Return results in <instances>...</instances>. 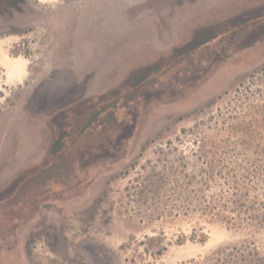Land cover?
Here are the masks:
<instances>
[{
    "label": "rangeland",
    "instance_id": "rangeland-1",
    "mask_svg": "<svg viewBox=\"0 0 264 264\" xmlns=\"http://www.w3.org/2000/svg\"><path fill=\"white\" fill-rule=\"evenodd\" d=\"M170 1L0 0V264H264V0Z\"/></svg>",
    "mask_w": 264,
    "mask_h": 264
},
{
    "label": "crops",
    "instance_id": "crops-1",
    "mask_svg": "<svg viewBox=\"0 0 264 264\" xmlns=\"http://www.w3.org/2000/svg\"><path fill=\"white\" fill-rule=\"evenodd\" d=\"M39 5H47L48 9H53L59 14H66L71 12L75 17H85L86 19H98V18H111L113 21L120 18V11L122 9H129L131 6L142 2L143 0H35ZM180 0L170 1L168 6L171 5V8L178 6ZM193 1V0H192ZM80 3V5H79ZM122 3V5H121ZM122 8V9H121ZM167 9V8H166ZM107 13V16L104 15ZM78 14V15H76ZM56 16V13H55ZM57 17V16H56ZM180 17L178 14L173 16L172 25L177 28L178 23L180 22ZM117 28L119 22L116 24ZM192 30V26H190ZM195 28V27H194ZM148 32V31H144ZM150 32V31H149ZM7 59L0 57V63L6 65L5 62Z\"/></svg>",
    "mask_w": 264,
    "mask_h": 264
}]
</instances>
